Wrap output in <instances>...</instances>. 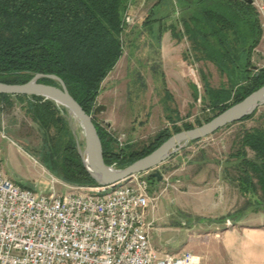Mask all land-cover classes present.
I'll return each instance as SVG.
<instances>
[{
  "label": "trees",
  "instance_id": "obj_1",
  "mask_svg": "<svg viewBox=\"0 0 264 264\" xmlns=\"http://www.w3.org/2000/svg\"><path fill=\"white\" fill-rule=\"evenodd\" d=\"M130 1L0 0V82L23 84L36 74L60 78L71 97L91 116L104 163L114 164L116 168L145 157L171 135L182 131L177 127L173 133L163 129L148 146L130 150L119 147L117 139L94 117L101 85L123 54L122 37ZM179 2L184 6L179 8L176 23L163 30L169 29L175 38L185 37L192 51L202 53L196 58L198 61L218 64L214 53L221 50L224 58L230 57L229 62L240 63L243 59L244 67L236 68L247 73L248 61L262 33L254 8L243 0ZM249 72L234 90H223L224 99L219 98L218 91L207 89L208 109L218 115L264 86V68ZM38 82L58 85L46 78ZM10 98L26 103V113L45 134L50 148L43 153L50 159L48 171L56 173L70 186H97L83 166L76 139L64 117L66 111L41 97L0 95V100L7 104ZM255 114L256 111L240 121L250 120ZM53 128L56 135L51 138L49 133ZM237 144L238 150L231 158L240 160L236 170L240 173L243 194L255 186L264 194V127L245 131ZM247 150L253 154L251 159L247 157ZM147 181L149 184L157 182L154 178Z\"/></svg>",
  "mask_w": 264,
  "mask_h": 264
},
{
  "label": "rangeland",
  "instance_id": "obj_2",
  "mask_svg": "<svg viewBox=\"0 0 264 264\" xmlns=\"http://www.w3.org/2000/svg\"><path fill=\"white\" fill-rule=\"evenodd\" d=\"M162 4L166 11L173 0H162ZM176 5L177 9L182 7V3L178 1ZM149 10L150 6H134L128 11L129 21L122 37L123 54L103 81L96 100V105L105 107V111L94 115L97 122L117 139L119 147H129L130 150H141L148 146L163 129L173 133L174 127L184 130L188 126L203 124L216 115L208 109L210 94L207 89L218 91L219 98L224 99L223 90H234L246 79L252 67L264 68V54L260 51L262 33L248 61L250 68L247 73L236 68L244 67L243 59L240 63L229 62L230 57L224 58L223 52L217 50L214 54L218 64L198 61L196 58H200L202 53L192 51L190 43L183 42L184 45L187 43L183 55L191 65L185 67L183 76L194 96L188 101L180 99L179 105H175L172 95L164 90L162 67H169L167 87L174 97L180 92L182 74L175 68L178 67L175 61L164 58L165 61L160 65L158 33L155 30L158 24L142 26L145 17L141 15L145 11L148 15ZM172 22L173 19H168L163 26ZM25 105L26 103H19L15 98H10L9 104L0 100V165L3 174L17 185L31 189L38 197L50 193L64 195L73 192L71 186L58 178L56 173L48 171L50 159L43 153L50 150L49 144L38 124L26 113ZM60 114L64 115L61 111ZM64 117L76 139L77 150L83 151L84 138L78 122L67 111ZM262 127L264 106L258 108L250 120L232 123L207 137L182 144L158 165L162 179L156 186L149 187V196L169 197L178 191H190L194 178L198 182L195 186L201 191L207 187V182H216L219 176L230 179L239 176L236 166H240V160L231 158V154L238 150L237 142L245 131ZM54 135L56 130L53 128L49 136L53 138ZM247 157H253L249 150ZM252 182L255 186V178ZM253 190H244L243 210L264 209L263 192L258 186Z\"/></svg>",
  "mask_w": 264,
  "mask_h": 264
},
{
  "label": "built area",
  "instance_id": "obj_3",
  "mask_svg": "<svg viewBox=\"0 0 264 264\" xmlns=\"http://www.w3.org/2000/svg\"><path fill=\"white\" fill-rule=\"evenodd\" d=\"M250 1L264 54V0ZM71 190L38 197L0 165V264H202L191 252L154 258L144 220L150 203L145 173Z\"/></svg>",
  "mask_w": 264,
  "mask_h": 264
},
{
  "label": "crops",
  "instance_id": "obj_4",
  "mask_svg": "<svg viewBox=\"0 0 264 264\" xmlns=\"http://www.w3.org/2000/svg\"><path fill=\"white\" fill-rule=\"evenodd\" d=\"M180 3L184 6L183 2ZM176 4L177 0H173L165 11L162 0H131L125 18L131 7L150 6L148 15L147 11L141 15L145 17L142 26L159 25L155 30L160 65L164 58L175 61L178 66L175 68L182 74L180 92L174 97L167 87L169 67H162L164 90L172 95L173 103L178 106L180 99L188 101L194 95L183 76L185 67L191 66L183 55L188 42L185 37L175 38L169 29L163 30L166 20L173 19L171 24L176 23L179 12ZM183 42L187 43L184 45ZM195 180L191 182L190 191H178L169 197L149 196L144 220L154 258L191 252L200 258L202 264H264V209L243 210L240 177L219 176L216 182H207V187L201 191L195 186L198 184ZM158 182L149 184V187ZM227 220L231 223L229 227L225 225Z\"/></svg>",
  "mask_w": 264,
  "mask_h": 264
},
{
  "label": "water",
  "instance_id": "obj_5",
  "mask_svg": "<svg viewBox=\"0 0 264 264\" xmlns=\"http://www.w3.org/2000/svg\"><path fill=\"white\" fill-rule=\"evenodd\" d=\"M246 1L249 5L250 0ZM252 67V70H256ZM51 79L57 86L39 83L40 79ZM0 95L8 96H36L52 101L56 106L63 107L79 124L84 138L83 151H79L83 166L90 177L99 186H109L129 178L133 174L145 173L147 178L161 181L162 175L157 169L182 144L207 137L220 129L238 122L252 115L258 108L264 106V86L255 90L240 102L230 106L213 117L208 122L188 130H182L171 135L165 142L150 154L140 158L132 164L114 168L103 161V151L100 139L93 125L91 116L87 115L79 104L71 97L63 81L53 75L36 74L31 80L23 84H6L0 82ZM105 111V107L96 105L94 115Z\"/></svg>",
  "mask_w": 264,
  "mask_h": 264
}]
</instances>
